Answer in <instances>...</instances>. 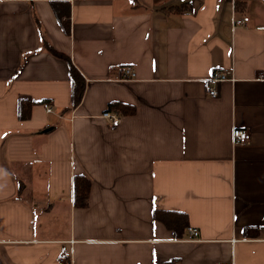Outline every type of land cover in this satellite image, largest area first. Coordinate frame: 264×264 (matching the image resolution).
I'll return each mask as SVG.
<instances>
[{"label": "crops", "instance_id": "0c3cea01", "mask_svg": "<svg viewBox=\"0 0 264 264\" xmlns=\"http://www.w3.org/2000/svg\"><path fill=\"white\" fill-rule=\"evenodd\" d=\"M263 236L264 0H0V264H264Z\"/></svg>", "mask_w": 264, "mask_h": 264}, {"label": "trees", "instance_id": "16d2710c", "mask_svg": "<svg viewBox=\"0 0 264 264\" xmlns=\"http://www.w3.org/2000/svg\"><path fill=\"white\" fill-rule=\"evenodd\" d=\"M51 6L57 18L59 19L63 30L65 32H69V25L71 19L70 3L67 1H53L51 3ZM48 49L52 54H55L57 56H63L49 46ZM69 65L72 80V105L73 107H76L80 104L82 100L85 91V81L83 80L81 75L76 70H74L73 65ZM36 102L37 101L27 97L19 98V118L22 121H26L31 118L32 106ZM113 107H116L117 109H120L122 112L125 113L129 112V109L127 107H124V105L120 103H110L109 109ZM73 186L75 207L85 208L88 205V199L90 196L91 180L81 174L75 175ZM154 218L158 222L164 224L173 233V236L176 240L184 239L183 237L185 236L186 231L190 225L187 215L178 211L157 209L154 211ZM247 231L253 234L255 232V229L247 228ZM62 261H69V257L64 256Z\"/></svg>", "mask_w": 264, "mask_h": 264}, {"label": "built area", "instance_id": "2783aa9c", "mask_svg": "<svg viewBox=\"0 0 264 264\" xmlns=\"http://www.w3.org/2000/svg\"><path fill=\"white\" fill-rule=\"evenodd\" d=\"M240 24H241L240 21H237V22L234 21L235 26L240 25ZM127 74L134 76V74H132L131 71H128ZM220 78H221V76H219L218 79H216V80H219ZM222 78H223V80H225L224 77H222ZM210 95L212 97H216L217 91L215 89H211ZM45 107H46L48 112L53 111L52 107H50L49 105H45ZM103 117L108 119V120H111L115 124H118L121 121L120 117H118L117 115L110 113V112L104 113ZM233 139L236 143H247L250 141L251 135L247 130L236 128L233 131ZM188 233H189L190 240H194L195 238H197L199 236V232L193 228H188ZM263 238H264V236H263Z\"/></svg>", "mask_w": 264, "mask_h": 264}]
</instances>
